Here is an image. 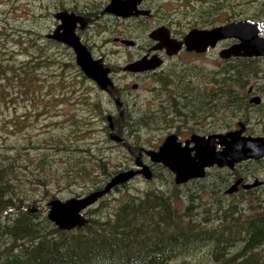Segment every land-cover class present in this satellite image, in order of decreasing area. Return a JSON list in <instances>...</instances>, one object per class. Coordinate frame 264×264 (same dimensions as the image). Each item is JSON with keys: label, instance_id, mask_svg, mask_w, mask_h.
<instances>
[{"label": "trees", "instance_id": "obj_1", "mask_svg": "<svg viewBox=\"0 0 264 264\" xmlns=\"http://www.w3.org/2000/svg\"><path fill=\"white\" fill-rule=\"evenodd\" d=\"M191 1L195 0L180 2L183 15L190 13L186 11L192 9ZM199 1L201 8L211 9L212 25L218 21L215 16L218 10L220 14L226 13L227 22L250 19L264 27V0H242L244 10H239L241 0H235V4L233 1L229 4L218 3L220 0ZM171 21L175 24L174 18ZM25 34H19V50L10 53L12 57L8 56L7 48L0 47V106L7 101L14 104L19 95V99L24 98V111L31 106L36 113L43 109L48 114L49 105L57 106L64 100L72 104L60 92L73 93V80H77L80 87H93L96 94L97 88L83 76L66 47L38 35L35 46L34 42L25 41L29 38L24 39ZM14 39L15 36L12 41H17ZM55 54L59 57H54ZM263 65V61L256 63L247 59L229 62L227 88H213V113L225 106L228 119L249 126L251 115H257L263 104L259 108L250 105L247 91L251 88L264 98ZM184 72L187 70L177 69L176 75L184 76ZM171 77L172 74L163 73L158 81L167 88L165 79L173 80ZM178 86L182 92L168 95L165 99L168 105L159 101L163 108L157 110L155 101L151 111L136 120L132 119L129 100L114 91L106 95L117 114L120 108L115 106L116 98L121 102L123 118L113 123L115 127L120 123L117 135L125 143V156L129 159L126 163L131 164L138 152L154 150L164 136L162 131L174 129L176 117L195 111L197 101L191 99L192 88L180 82ZM223 90L226 100L219 96ZM158 92L159 88L154 87L155 100ZM80 99L86 106L92 100L86 102L83 94ZM90 104L94 115L97 103ZM45 113H38L36 117ZM263 116L261 113L257 121L262 123ZM188 120L182 117L176 121L185 125ZM75 121L70 126L71 131L60 135L48 136L45 125V132L24 138L21 144H7L4 138L0 142V264H264V201L255 191L233 194L230 203L227 202L230 196L220 198L215 187L225 189L232 180L229 174L184 185L168 186L160 180L161 185L156 186L155 179H163V175L169 179L172 174L155 166L149 181L152 185L134 191L125 185L115 187L82 214V226L68 231L51 223L46 211L34 210L37 200L23 195L25 188L37 195L38 191L52 194L54 189L61 192L60 186H75L80 191H73V195L82 197L101 190L117 173L129 169L128 165L111 168L102 159V150L92 151L85 147L84 139L79 143L73 139V135L87 131L85 125H79L84 119ZM10 124L16 129L19 119L15 118ZM104 130L107 136L104 142L108 144V127ZM180 132L174 131L176 135ZM122 145L114 144L117 148ZM48 149L54 151V155L49 154ZM55 155L57 158L52 157ZM250 167L256 168L255 165ZM211 181L218 183L214 185ZM189 185L194 190L187 192L184 189ZM202 191L210 193L209 199L200 195ZM44 200L49 203L51 198Z\"/></svg>", "mask_w": 264, "mask_h": 264}, {"label": "flooded vegetation", "instance_id": "obj_2", "mask_svg": "<svg viewBox=\"0 0 264 264\" xmlns=\"http://www.w3.org/2000/svg\"><path fill=\"white\" fill-rule=\"evenodd\" d=\"M117 1L126 2L127 0H93L94 3L67 7L61 11L82 19V21L77 22L73 28L74 36L78 38L80 44L87 50L93 61H96L100 67L109 70L112 85L104 92L100 89H98V91L105 95L114 91V94H121V97L125 99L129 98L130 94L126 89V86L128 88L127 82L130 84V82L134 81L129 88L135 91L138 90V83L136 82L140 81V83H147V94L149 91L153 94V88L158 87V99L162 103L165 102L164 104H167L165 99L168 95L171 93H174L175 95L176 93L182 92L181 87L178 86V83L180 82L192 88L194 92H192L193 95L191 99L197 101V105H194L193 107L195 110L194 112H183L182 116L176 117V120L181 119L182 117H187V119H189L187 121V126H189L190 131H194L191 135H198L206 138L210 135H226L229 131H245L244 129L246 128L242 126V124H239L240 130H231L232 128H230L228 126L229 124L226 122V117L228 115L225 106L222 107L219 112L213 113V88H218L219 86H223L224 89L227 88V69L229 62L247 59L259 63L261 60L264 61V59L259 57L221 58L220 54L222 51L238 43V41L233 39L221 40L217 42L213 48L208 47L201 53L187 51L183 44L185 36L190 31L211 30L215 27H221L228 24L229 22H227L226 13L222 12L220 14L218 10L215 11V16H217L216 18H218V21L216 25H212L210 19L211 9L207 10L206 8H201L199 6L201 1L195 0L191 1L192 9L186 11L187 13H190L187 16L184 15L183 22L179 20L180 23L172 25L171 20L173 14L165 12L164 6L162 5L163 0H141L136 4V9L128 16H118L114 13L108 12V6L112 2ZM162 26L168 28L172 39L177 42H182L181 49L174 56H168L164 49L154 50L157 43L149 38L151 32ZM58 27L59 22L57 21L53 31H56ZM125 41H131L133 44L131 46L125 45ZM63 46L74 56L73 51L68 46L64 44ZM113 55H121V63L113 64ZM153 56H156L161 61V65L155 70L143 73H130L123 71L125 66L141 59L142 57L150 59ZM182 56L190 57L192 61H189V63L186 64L183 62ZM177 69H186L187 72H184V76L181 75V77H178L176 75ZM163 73H165V76L172 74L171 78L173 80L165 79L167 88L162 87L161 80L158 81ZM115 75L124 76L128 80L123 84H117L114 81ZM187 78L188 80H186ZM169 83H172V85H169ZM217 93L218 91H216V94ZM219 96L225 99V90H223V93ZM247 96L250 105L259 108L260 105L263 104L262 102L264 101V98L261 95H257V93L251 88L248 89ZM254 96L260 97L261 102L257 105L250 102ZM215 98L217 99L218 96H215ZM116 100L115 106L121 108L120 99L116 98ZM121 111L123 110L121 109ZM114 112H116V109ZM121 113L120 117L122 120L123 114ZM110 119H112L113 124L114 117L111 116ZM118 126L115 127L114 125L115 128H113L117 130ZM182 126L185 125L183 124ZM172 131H176V128L172 129ZM188 139L182 141L177 135V140L182 146H184V143L188 141ZM189 146L192 147L193 144H190ZM222 149L223 147L215 144L216 152H220ZM143 161L148 163L147 158ZM263 162L264 158L258 161L248 160L242 162L235 165L232 169L227 167H213L207 171V177H209L212 171H219L224 174H229L232 177V180L229 182L230 184L225 187L226 190L236 181L241 180L237 191L233 194H245L250 191L264 194V173L257 177L254 176V171L248 169L250 165H255V167L261 169L260 167H262ZM255 181H259L260 184L250 189L243 188V186L251 185Z\"/></svg>", "mask_w": 264, "mask_h": 264}, {"label": "water", "instance_id": "obj_3", "mask_svg": "<svg viewBox=\"0 0 264 264\" xmlns=\"http://www.w3.org/2000/svg\"><path fill=\"white\" fill-rule=\"evenodd\" d=\"M141 0H127L126 2H112L108 6V12L118 16H128ZM55 19L60 22L56 31L48 36L49 39L61 41L72 49L75 54L76 65L84 76L96 84L101 90H107L112 85L109 78V70L102 68L96 61L91 59L90 54L80 44L73 34V28L82 19L66 12L57 13ZM264 28L259 22L246 19L215 27L211 30H193L184 38L183 44L187 51L204 52L208 47L213 48L221 40L233 39L237 44L221 52L223 59L230 57L264 59V38L260 36ZM149 38L157 44L154 50L164 49L168 56L176 55L181 49L182 42L172 39L168 28L162 26L150 33ZM125 45L131 46L133 42L125 41ZM161 65V61L153 56L150 59H141L128 64L123 68L124 72L143 73L152 71ZM253 104L261 102L260 97L254 96L250 100ZM122 114V113H121ZM109 129L112 131L110 139L120 143L122 140L116 136L111 119L108 118ZM193 144L192 147L189 145ZM215 144L223 147L222 151H215ZM193 153V155H192ZM149 164L141 160V154L136 155L135 170L117 173L107 184L98 191H93L83 197L70 198L65 202L53 200L49 202L47 209L48 220L61 230H73L84 224L82 213L94 205L102 197L110 193L115 187L128 183L137 176H142L146 181L152 179V167L160 165L174 175V183L183 185L190 180H201L207 176V171L213 167L232 169L235 165L247 160H262L264 158V137L243 136L242 131H231L226 135H210L202 137L192 135L184 146L177 140L176 135L167 136L157 150H148L144 153ZM241 180L236 181L226 191L233 194L237 191ZM255 181L251 185L243 186L244 189L254 188L259 185ZM35 208L34 210H38Z\"/></svg>", "mask_w": 264, "mask_h": 264}, {"label": "rangeland", "instance_id": "obj_4", "mask_svg": "<svg viewBox=\"0 0 264 264\" xmlns=\"http://www.w3.org/2000/svg\"><path fill=\"white\" fill-rule=\"evenodd\" d=\"M182 1V0H181ZM179 0H163L162 5L164 6L165 12H168L170 14H173L174 23H180L183 22L184 15L181 13L183 11L182 8H180V2ZM233 1V4H235V0H220L218 3L223 4H229V2ZM87 3H94L93 0H0V47L4 46L6 52H8V56L12 57L10 53H17L19 50V41L20 36L19 34L21 32H26L24 35V39L28 36L25 41L29 40V43L34 42L35 46L38 45L35 43L37 35L43 39H46L45 37L48 34H52L55 28V24L57 22L56 19H54L55 14L60 13L63 11V9L67 7H73V6H82ZM242 0L240 1L239 10H244L246 6L242 4ZM252 7V6H251ZM175 10L177 12H175ZM175 12V13H174ZM243 20V19H242ZM233 22V21H232ZM60 25V23H59ZM20 31V32H19ZM19 32V33H18ZM14 33H18L17 35H14ZM15 36L14 40L12 41V37ZM19 36V37H18ZM261 37L264 38V32L261 34ZM43 40H39V42H42ZM28 43V44H29ZM29 46V45H28ZM31 50V49H30ZM51 54V52L49 53ZM113 64L121 63L122 56L121 55H113ZM54 57H59L58 54H55ZM20 57H18L19 59ZM183 62L186 64L189 63V61H192L190 57L182 56ZM20 61V59L18 60ZM263 61V60H261ZM260 61V62H261ZM264 62V61H263ZM264 67V65H263ZM52 71V70H51ZM68 73H66L67 75ZM127 78L124 76H114V81L117 84H123L127 82ZM134 81L130 82L128 84V88L126 86V89L130 92L129 98H125L126 100H129V110H131L132 119L136 120L138 116L143 115V113H147L151 111V108L154 107L153 103L156 101V109L161 110L160 100H155L153 98L152 93L150 91L147 94V83H138V90H131L129 88ZM92 87V85H91ZM95 88H97L94 85ZM189 87V86H188ZM73 93L70 94V90L64 91L63 93L60 92V94H63V98L67 96V101L70 103L64 102L60 103L59 105L54 106H48V114L44 112L43 109H40L39 112L36 113V111L31 107L28 106L27 111H24L23 109V103L22 100H24L23 96L22 99H19V95L17 96V100L14 104H10L12 102L7 101L5 104L4 102H1L0 106V142L4 138L6 140L7 144H10V142L14 144H21L23 143L24 138L33 137L35 134H40L43 131L45 125L48 126V136L50 135H56V134H62L64 131H71L70 126L73 123H76L75 120L78 122L81 121V119H84V122L80 123L79 125H85L86 132L84 134H78L73 135V139L77 140L79 143V140L84 139L86 146L90 148L92 151H95V149H100L103 152V158L109 166L112 167H119L121 165H128V170H135V160L136 157L133 156V161L131 164L126 163L127 160L125 156V148L123 146L117 148L114 146L115 143L108 142L106 144L105 138H107L106 134L104 133V127L108 125V122H106L107 116H113L114 122L120 120V115L113 111V104H111L107 96L105 94H101L98 92V89L96 94L94 92V89L89 88V86L86 87H80V85L77 83V80H73ZM152 88V87H151ZM89 89V90H88ZM88 90V94H85V91ZM57 91V90H56ZM85 95L88 102L90 99L92 101L97 103L96 112L94 115L91 111V104L89 103L88 106L82 103V100L80 99V95ZM193 93H191V96ZM79 97V99H77ZM219 98V97H218ZM161 102V101H160ZM263 105L260 110V114H264V101L262 102ZM163 108V107H162ZM235 109V108H234ZM236 110V109H235ZM24 111V112H22ZM135 111V112H134ZM239 111V109H237ZM45 113L40 117H36L38 113ZM236 112V111H233ZM25 113V115H24ZM92 113V114H91ZM229 113V112H228ZM227 113L228 117L229 114ZM257 113L251 115L252 123L249 126L242 125L246 129L245 131H242L243 136H250V137H264V116L262 117V123L260 121H257V119L260 117V114ZM153 114H156V112H153ZM152 114V115H153ZM101 116H104V118H101ZM226 117L227 124H230L231 130H240V125L235 123L233 120L228 119ZM15 118L19 119V124L17 128L15 129L12 127V124H10L12 121H14ZM118 120V121H119ZM256 120V121H255ZM173 128H176V131H181L178 135L182 141L185 139H188L190 135L193 133V131H190L189 126L185 123V126H182L183 124H179L178 121H174ZM43 126V127H42ZM74 126V125H73ZM118 126V123H117ZM76 128V127H74ZM171 131H162L164 136H162V139L158 143V146L162 143V141L169 135V133H174L172 129ZM227 132V131H224ZM10 133L12 134V137L10 136ZM110 131L108 133V138H110ZM157 146V147H158ZM156 147V148H157ZM155 148V149H156ZM49 154L54 155V151L51 149L49 150ZM101 154V153H100ZM52 157H56L52 156ZM58 160V159H56ZM145 163V162H144ZM259 167L252 168L249 167L248 169L251 171H254V175L259 177L264 173V168L260 167L261 169H258ZM127 170V171H128ZM124 172V171H120ZM219 175H227L219 171H212L208 178L210 179H218ZM230 176V175H229ZM166 175H163V179H155L156 186H160V180L161 183H165L166 185L174 184V178L173 176L171 178H167L168 180H164ZM216 181V180H215ZM211 181V182H215ZM218 182H215L214 185H216ZM128 187V190L134 191L135 189L138 190H144L147 188L150 184L149 181H145L142 176H137L133 178L128 183L124 184ZM122 185V186H124ZM175 185V184H174ZM61 192H58L56 189L53 190L52 194L48 191L47 194H43L42 192L38 191L37 195H35L34 191H31L28 188L24 189L23 195H26L28 199L37 200L36 207L40 208H47L48 200H44L46 197H50L51 200H60L65 202L66 200L70 198H74L76 196L73 195V191L75 193H78L80 189L75 186H60ZM75 189V190H73ZM185 191L189 192L190 190L193 191L194 189L189 185L184 189ZM215 190H217V195L225 199H227V202L230 203L232 199V195H226L224 191L226 189L220 190L217 186L215 187ZM58 192V193H57ZM54 193V194H53ZM220 194V195H219ZM204 199H209L210 193L207 191H202L200 193ZM261 196V200L264 201V194L259 193ZM53 196H55L53 198ZM35 197V198H34ZM65 197V198H62ZM47 203V204H46ZM253 205V204H252ZM34 207V206H33ZM262 253H264V248L262 249Z\"/></svg>", "mask_w": 264, "mask_h": 264}, {"label": "bare ground", "instance_id": "obj_5", "mask_svg": "<svg viewBox=\"0 0 264 264\" xmlns=\"http://www.w3.org/2000/svg\"><path fill=\"white\" fill-rule=\"evenodd\" d=\"M56 15V14H55ZM59 22V21H58ZM233 22H235V21H233ZM60 23V22H59ZM229 23H231V22H229ZM50 41H53V42H56L55 40H50ZM260 58V57H259ZM261 59H263V58H261ZM117 101V100H116ZM118 103V102H117ZM111 124H112V119H111ZM114 124V123H113ZM112 124V125H113ZM113 127H114V125H113ZM114 129V128H113ZM115 134H116V136L117 137H119L118 135H117V131L115 132ZM120 138V137H119ZM121 139V138H120ZM122 140V139H121ZM220 195V194H219ZM240 205V204H239ZM69 231V230H68ZM241 262H242V260H241Z\"/></svg>", "mask_w": 264, "mask_h": 264}]
</instances>
